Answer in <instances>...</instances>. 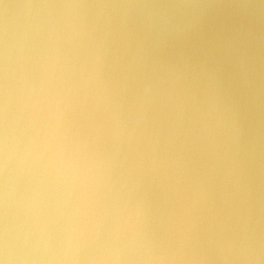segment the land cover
Listing matches in <instances>:
<instances>
[{"label": "water", "instance_id": "95a60500", "mask_svg": "<svg viewBox=\"0 0 264 264\" xmlns=\"http://www.w3.org/2000/svg\"><path fill=\"white\" fill-rule=\"evenodd\" d=\"M0 264H264V0H0Z\"/></svg>", "mask_w": 264, "mask_h": 264}]
</instances>
